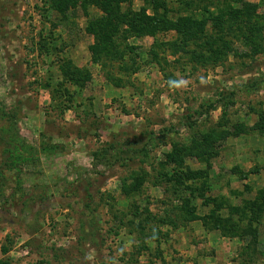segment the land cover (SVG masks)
Segmentation results:
<instances>
[{
  "label": "rangeland",
  "instance_id": "rangeland-1",
  "mask_svg": "<svg viewBox=\"0 0 264 264\" xmlns=\"http://www.w3.org/2000/svg\"><path fill=\"white\" fill-rule=\"evenodd\" d=\"M152 1L203 22L127 32ZM110 14L0 0V260L264 264V0Z\"/></svg>",
  "mask_w": 264,
  "mask_h": 264
},
{
  "label": "trees",
  "instance_id": "trees-1",
  "mask_svg": "<svg viewBox=\"0 0 264 264\" xmlns=\"http://www.w3.org/2000/svg\"><path fill=\"white\" fill-rule=\"evenodd\" d=\"M105 1V5L109 8L110 11V16L109 18L113 21V17L114 15L119 11L120 8V3L124 0H104ZM153 1L149 4H151L152 8L154 9V12L158 11L155 7L154 4H152ZM186 6L190 7L192 5V1H185ZM247 6H250L249 4H246ZM166 9V8H165ZM113 13V14H112ZM126 20H125V25H127L129 27V29L127 28V32L133 34V33H137V34H144V33H152V32H157V31H161V29L166 30L168 28L174 27L176 29H178L180 32L185 34V31H188V28H191L193 26L196 25V23L198 22H203V21H198L190 16L187 17H178L176 20H172L168 13L166 12L165 14H158L157 12L154 13L153 15L147 14L145 9L140 11V12H131L125 15ZM109 21V23H113L112 21ZM202 25L204 23H201ZM113 27V25H112ZM116 28V26L114 27ZM118 31V30H117ZM107 41L109 42V45L111 44V38L113 36V31H107ZM108 46V45H107ZM179 47H184L179 45ZM105 48V44L102 46L99 44L98 46L94 47L95 50V54H99L102 49L104 50ZM65 72H67L70 76L75 78L78 77H83V70L76 68L75 66H72L70 68H68L67 70H65ZM86 76V75H85ZM181 179V177H180ZM177 181H179V179H177ZM188 201V200H187ZM189 202V201H188ZM189 212L191 213V219H196L197 216L195 217L194 215L196 214V208L195 206H191ZM189 218V219H190ZM8 250V248L6 247V245H3L2 247V251L4 253H6ZM0 264H7V260L2 261L0 260Z\"/></svg>",
  "mask_w": 264,
  "mask_h": 264
}]
</instances>
